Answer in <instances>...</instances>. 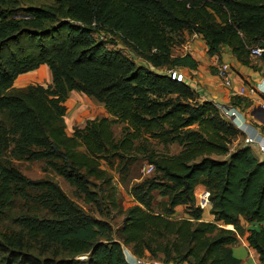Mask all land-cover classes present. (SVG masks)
Wrapping results in <instances>:
<instances>
[{
    "label": "trees",
    "instance_id": "obj_1",
    "mask_svg": "<svg viewBox=\"0 0 264 264\" xmlns=\"http://www.w3.org/2000/svg\"><path fill=\"white\" fill-rule=\"evenodd\" d=\"M185 35L199 36L209 57L226 47L251 66L250 50L264 48V0H0V264H128L122 246L162 264H241L233 253L240 238L264 264V159L245 145L232 149L237 128L213 102L199 101L193 78L167 76L198 68L190 54H172ZM41 66L49 85L16 84ZM71 92L94 99L106 116L68 134ZM150 141L179 151L159 152ZM136 152L153 171L126 184L134 204L122 210L109 170L125 173ZM14 161L42 162L101 219ZM155 194L165 199L157 211ZM178 207L181 219L172 217ZM112 209L124 215L119 228Z\"/></svg>",
    "mask_w": 264,
    "mask_h": 264
},
{
    "label": "crops",
    "instance_id": "obj_2",
    "mask_svg": "<svg viewBox=\"0 0 264 264\" xmlns=\"http://www.w3.org/2000/svg\"><path fill=\"white\" fill-rule=\"evenodd\" d=\"M187 38L188 42L184 47L183 53L179 56L187 53L190 54V56L198 62V68L192 71H188L187 69L178 71L196 81L195 91L199 96L200 102H213L217 108L224 106L228 109H236L241 113V119H239L238 123L243 122V117V123L246 122L247 127L241 130L238 126H235L239 132V136L233 141L232 146L233 148L244 145L248 146L259 159L263 160L264 155L259 151L258 145L256 143L253 145L245 144L244 139L246 137L256 138V142L260 141V144L264 146V110L259 106L262 95L257 91L252 95L248 93L251 88H259L261 90L264 88V63H261L258 57L251 56V66H243L232 56L230 50L226 47L221 48L220 52L215 56L209 57L206 45L199 36L192 35ZM224 63L229 66V71L226 73L228 80L227 86L223 84L219 77V69ZM45 79L50 80L49 71L46 66H41L36 71L19 76L16 82H19V85L17 84L18 86H24L28 83L38 84L36 82ZM241 89H243L244 92L243 96L240 95ZM76 97H78V93L71 92L69 99ZM84 97L87 98L86 96ZM239 101L240 104L237 105L236 103H239ZM243 102L244 104L247 103L248 107L245 105L244 107L241 106ZM202 194L204 195V191ZM203 220L211 222L213 217L209 213L203 214ZM240 242H242V245L235 247L241 248L244 254H246V257L240 258L241 264H258L257 254L247 247L244 240L240 239ZM126 250L127 256H129L128 258H133V260L138 259L131 254L130 250ZM123 253L127 263L133 264L128 260L124 251Z\"/></svg>",
    "mask_w": 264,
    "mask_h": 264
},
{
    "label": "rangeland",
    "instance_id": "obj_3",
    "mask_svg": "<svg viewBox=\"0 0 264 264\" xmlns=\"http://www.w3.org/2000/svg\"><path fill=\"white\" fill-rule=\"evenodd\" d=\"M25 1L26 5H40V4H44V3H53L54 0H23ZM188 36L185 35L184 37V41L181 44H176L172 50V54L174 56H179L183 53L184 51V47L186 46L187 42H188ZM98 40L104 41V38H99ZM107 49L109 51H117L120 49V51L128 56L127 51L122 48V46H113L108 44L107 45ZM129 57V56H128ZM131 58V57H130ZM50 76V75H49ZM37 79V78H35ZM19 81V80H18ZM50 80L45 79L43 81L40 82H36L42 86H47L49 85ZM16 84L19 85V82H16ZM171 95V94H170ZM173 97H175L176 95H171ZM88 98V97H87ZM85 98L83 95L78 93V97L76 98H70L67 102V108H68V112L65 116V123H66V131L68 134H72V130L74 129V127H78V128H82L85 124V122L89 119H93V118H99V117H103L106 116V113L104 111V109L92 98ZM221 114V113H220ZM122 129H123V125H116L113 127V133H114V137L115 140H118L122 134ZM149 145L151 148H153L154 150H157L159 152L162 153H168L170 155L175 154L179 151V148L176 145H167V146H163L160 143H157V141H150ZM232 149L233 148L232 146ZM82 151V149H80ZM131 157L127 160H125V162H127V171L123 174H119L118 170H120L119 168H115L114 170H109V173L111 176H113L114 179V189H115V198H116V204L119 205V207L122 210H126L127 208H129L130 206H132L134 204L133 200L131 199L129 193L127 192V188L125 187L126 184L128 186H130V184H133L134 182H140L146 178H149L152 173L150 175H144L142 173V168L145 164H147V161L144 160V156L142 154H139L138 152L136 153H132L130 154ZM14 166H16L18 168L19 171H21L22 174H24L26 177L30 178V179H44V178H49L51 180H53L54 182H56L61 189L64 191V193L71 199L73 200L75 203H77L79 206H81L86 212H88L89 214L95 216L98 219H101L102 215L101 212H99L97 210V208H95L93 205H85L82 200L76 198L74 196V189L69 186L61 177L56 176L54 173L48 171L46 173H44L42 171L43 169V163L42 162H24V161H14L13 162ZM117 164V162H116ZM102 168H106L105 164L102 162L101 164ZM121 178L123 180H125V183H121ZM95 187L96 188H91L94 192L97 191L99 189V187L101 186V184L99 182H94ZM202 190L197 192V197L200 201L203 198V194H202ZM161 201H165L164 198H161L158 194H155L154 197V201H153V209L154 211L158 210V204ZM111 208V206H110ZM184 208L183 207H178L175 209L174 214L172 215L173 218L175 219H181L184 216ZM205 214H207V212L205 211ZM109 216L108 219L111 222L113 227H117L119 228L122 220H123V213L121 214V212H118V210L116 209H112L109 212ZM241 240H243V238H240ZM242 242H239L236 246H241ZM235 247V246H234ZM129 250V248L122 246V250L125 252L126 256L127 254V250ZM233 253L235 256H237L238 258H242V257H246V254H244L243 250L239 247H235L233 250ZM132 254V253H131ZM128 258V256H127ZM129 261H131L132 263H134L133 258H128Z\"/></svg>",
    "mask_w": 264,
    "mask_h": 264
},
{
    "label": "built area",
    "instance_id": "obj_4",
    "mask_svg": "<svg viewBox=\"0 0 264 264\" xmlns=\"http://www.w3.org/2000/svg\"><path fill=\"white\" fill-rule=\"evenodd\" d=\"M264 51V48H262L261 46L257 45L255 47H253L250 52H251V56H255V57H260L262 55ZM229 71V66L228 64L224 63L221 65L220 69H219V77L222 80L224 85H228V80L226 77V73ZM167 76L171 79L174 80L176 82H187V80H189L183 73L179 72L178 70H168L166 71ZM263 82H264V72H263ZM189 83L191 84V86L196 89V81L189 80ZM259 92L262 95L261 98V102H260V108L264 110V88L261 90L259 88H251L249 90L248 93H250V95L254 94L255 92ZM240 95H244L243 89L240 90ZM219 111L222 113V115L224 117H226L227 119H229L230 121H232V123L235 126H238L239 129L243 130L244 127H247L246 122H244V118L242 117L243 122L242 123H238L239 119H241L240 115L241 113L236 110V109H228L224 106L218 107ZM241 124V125H240ZM256 138L253 137H246L244 139L245 144H257L259 147V151L261 153H263L264 155V146L260 144V141L256 142ZM153 171V165H149V164H145L142 168V173L144 175H150ZM133 264H162L158 261H145L143 259H134V263Z\"/></svg>",
    "mask_w": 264,
    "mask_h": 264
}]
</instances>
